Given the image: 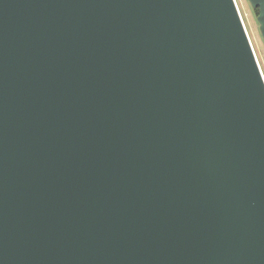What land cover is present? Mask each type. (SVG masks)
<instances>
[{"label": "water", "instance_id": "water-1", "mask_svg": "<svg viewBox=\"0 0 264 264\" xmlns=\"http://www.w3.org/2000/svg\"><path fill=\"white\" fill-rule=\"evenodd\" d=\"M0 264H264L236 0H0Z\"/></svg>", "mask_w": 264, "mask_h": 264}, {"label": "rangeland", "instance_id": "rangeland-1", "mask_svg": "<svg viewBox=\"0 0 264 264\" xmlns=\"http://www.w3.org/2000/svg\"><path fill=\"white\" fill-rule=\"evenodd\" d=\"M237 3L245 20V24L248 27L247 29L254 43V48L261 62V66L264 69V37L260 29L257 9L253 7L250 0H237Z\"/></svg>", "mask_w": 264, "mask_h": 264}, {"label": "bare ground", "instance_id": "bare-ground-1", "mask_svg": "<svg viewBox=\"0 0 264 264\" xmlns=\"http://www.w3.org/2000/svg\"><path fill=\"white\" fill-rule=\"evenodd\" d=\"M237 1V0H236ZM238 4V3H237ZM241 12V11H240ZM241 15H242V13H241ZM243 17V16H242ZM244 20V19H243ZM244 23H245V20H244ZM246 25V24H245ZM246 28H248L247 27V25H246ZM247 31H248V29H247ZM248 33H249V31H248ZM249 36H250V34H249ZM251 38V37H250ZM251 41H252V39H251ZM252 44H253V47H254V43H253V41H252ZM255 49V48H254ZM255 52H256V50H255ZM256 55H257V52H256ZM257 58H258V55H257ZM258 60H259V58H258ZM259 63H260V65H261V62H260V60H259ZM261 68H262V66H261ZM264 69L262 68V71H263ZM263 74H264V71H263Z\"/></svg>", "mask_w": 264, "mask_h": 264}, {"label": "trees", "instance_id": "trees-1", "mask_svg": "<svg viewBox=\"0 0 264 264\" xmlns=\"http://www.w3.org/2000/svg\"><path fill=\"white\" fill-rule=\"evenodd\" d=\"M257 12H259L258 9H257Z\"/></svg>", "mask_w": 264, "mask_h": 264}]
</instances>
